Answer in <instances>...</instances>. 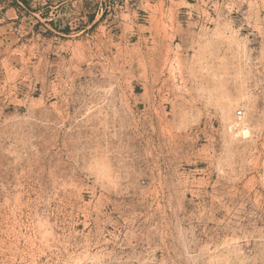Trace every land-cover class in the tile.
Masks as SVG:
<instances>
[{
    "label": "rangeland",
    "instance_id": "374dc122",
    "mask_svg": "<svg viewBox=\"0 0 264 264\" xmlns=\"http://www.w3.org/2000/svg\"><path fill=\"white\" fill-rule=\"evenodd\" d=\"M0 264H264V0H0Z\"/></svg>",
    "mask_w": 264,
    "mask_h": 264
},
{
    "label": "bare ground",
    "instance_id": "6f19581e",
    "mask_svg": "<svg viewBox=\"0 0 264 264\" xmlns=\"http://www.w3.org/2000/svg\"><path fill=\"white\" fill-rule=\"evenodd\" d=\"M246 133V132H245Z\"/></svg>",
    "mask_w": 264,
    "mask_h": 264
},
{
    "label": "built area",
    "instance_id": "2783aa9c",
    "mask_svg": "<svg viewBox=\"0 0 264 264\" xmlns=\"http://www.w3.org/2000/svg\"><path fill=\"white\" fill-rule=\"evenodd\" d=\"M241 114V113H240Z\"/></svg>",
    "mask_w": 264,
    "mask_h": 264
}]
</instances>
